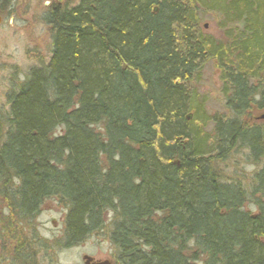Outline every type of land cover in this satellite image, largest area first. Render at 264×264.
Segmentation results:
<instances>
[{
  "label": "trees",
  "instance_id": "1",
  "mask_svg": "<svg viewBox=\"0 0 264 264\" xmlns=\"http://www.w3.org/2000/svg\"><path fill=\"white\" fill-rule=\"evenodd\" d=\"M47 23L48 63L0 114L12 264L38 257L23 243L48 202L69 247L101 234L118 264H264V121L249 119L264 112V0H81ZM207 62L225 115L199 93ZM238 159L252 171L229 178Z\"/></svg>",
  "mask_w": 264,
  "mask_h": 264
},
{
  "label": "rangeland",
  "instance_id": "2",
  "mask_svg": "<svg viewBox=\"0 0 264 264\" xmlns=\"http://www.w3.org/2000/svg\"><path fill=\"white\" fill-rule=\"evenodd\" d=\"M81 0H13L7 2L1 10L3 19L0 27V114L8 112L7 98L18 86L26 80L29 71L41 64H47L52 49V31L47 23L48 12L52 4H59L61 7H74ZM217 17L211 13L204 15L201 27L218 39H224L222 32L217 27ZM199 93L206 100V111L208 114H222L227 112L225 99L221 92L220 73L214 63L207 62L203 68L202 80L199 85ZM264 112L253 110L249 118L252 124L263 122L260 117ZM259 120V121H258ZM206 130H211L208 127ZM226 167L225 174L231 178L236 173L248 176L252 171L240 159L235 167ZM248 209L256 212L254 205H248ZM3 209L0 206V217L3 219ZM66 209L55 202L46 203L39 215L33 220L30 233L26 234L23 244L28 245L30 253L35 250L30 243L37 245L38 259L49 264H84L85 255L96 259L115 260V250L113 245L101 234L89 237L85 242L69 247L63 241V223ZM27 233V232H26ZM32 239H36L32 242ZM30 242V243H29ZM68 245V246H67ZM0 244V264H12L10 258H15L11 254V248ZM30 248V249H29ZM33 255V254H31ZM29 257L23 260H31L35 264L37 261ZM5 260V261H2ZM22 264L21 261H16Z\"/></svg>",
  "mask_w": 264,
  "mask_h": 264
},
{
  "label": "flooded vegetation",
  "instance_id": "3",
  "mask_svg": "<svg viewBox=\"0 0 264 264\" xmlns=\"http://www.w3.org/2000/svg\"><path fill=\"white\" fill-rule=\"evenodd\" d=\"M46 4H52V7L53 6H59V7H61V5H59L58 3L55 5V4H53V3H46ZM51 7V8H52ZM1 12V11H0ZM35 259V258H34ZM37 262L35 263V261H34V263L35 264H49L50 262L48 261V260H46L45 261V263L42 261L41 262V259H38V257L35 259ZM83 261H84V264H99V263H103V262H110V264H118L117 263V261L116 260H108V259H96V258H94V257H91V256H87V255H85L84 257H83Z\"/></svg>",
  "mask_w": 264,
  "mask_h": 264
},
{
  "label": "water",
  "instance_id": "4",
  "mask_svg": "<svg viewBox=\"0 0 264 264\" xmlns=\"http://www.w3.org/2000/svg\"><path fill=\"white\" fill-rule=\"evenodd\" d=\"M2 21H3V19L1 17V13H0V26L2 24ZM260 120H264V114L260 117ZM99 264H110V262H103V263H99Z\"/></svg>",
  "mask_w": 264,
  "mask_h": 264
}]
</instances>
